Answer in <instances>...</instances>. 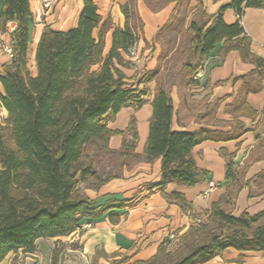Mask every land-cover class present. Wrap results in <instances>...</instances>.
<instances>
[{
	"label": "trees",
	"instance_id": "obj_1",
	"mask_svg": "<svg viewBox=\"0 0 264 264\" xmlns=\"http://www.w3.org/2000/svg\"><path fill=\"white\" fill-rule=\"evenodd\" d=\"M176 1L173 17L156 33L161 45L157 65L145 73L143 81L158 72L159 60L167 53L165 43L172 37L161 40L163 31L171 26L177 31L186 17L181 5L189 0ZM263 5L264 0H231L220 6L216 14L200 11L194 15L185 30L182 61L169 88L157 87L151 98L148 132L142 152L138 153L134 113L124 129H111L103 123L105 115H115L132 102L137 103L135 110L139 108L145 94L137 86L140 82L135 87L127 84V76L120 68L127 63L124 54L139 39L141 23L133 0H127L122 7L124 25L113 27L112 32L108 31L109 18L100 24L94 0H82L75 26L64 30L46 27L41 31L33 52L34 73L27 64L34 19L29 0H2L0 27L3 29L9 21L16 25L10 60L0 67V106L6 112L4 123L0 124V262L9 252L20 248L34 252L39 238L69 235L83 219L102 212L92 199L77 190L78 183L98 178L94 157L88 156L91 149L96 155L116 160L119 171L112 177H120L124 167L140 158H160L158 185H194L204 180L206 171L197 166L192 149L205 140L238 137L242 123L237 121L239 128L227 133L207 127L191 132L173 130L170 87L177 84L178 76L186 83L192 82L191 75L200 67L203 56L222 41L221 54L236 49L243 60L255 64L258 77L249 89L258 90L264 77V60L250 52V38L239 22L225 23L222 12L233 7L241 16L244 7ZM96 27L99 29L95 37ZM107 31L104 52L109 50L103 54ZM253 73L240 76L244 88L252 82ZM113 134L121 136L117 149L109 146ZM232 164L230 160L226 162V177L232 176ZM262 173L263 170L259 172ZM170 196L178 197L183 204L182 195ZM228 197L229 193L212 203L207 222L190 225L173 252L166 251L161 243L152 257L133 264H202L229 247L264 252V225L259 223L264 209L255 214L242 211L235 215L222 205ZM121 261L114 259L108 264Z\"/></svg>",
	"mask_w": 264,
	"mask_h": 264
},
{
	"label": "crops",
	"instance_id": "obj_2",
	"mask_svg": "<svg viewBox=\"0 0 264 264\" xmlns=\"http://www.w3.org/2000/svg\"><path fill=\"white\" fill-rule=\"evenodd\" d=\"M230 1L189 0L185 6L181 5L186 12V24L189 25L196 13L204 11L208 15L216 14L220 6ZM31 2L29 0V6ZM126 2L94 0L101 17L100 24L104 19L110 20L111 28L108 31L124 25L122 7ZM176 5V0H133L141 23L137 42H141L139 47L142 54L149 47L153 62L151 70L156 67L161 50L156 33L173 17ZM1 8L2 0L0 11ZM70 8L77 11L69 26L73 27L81 11L82 0H76L74 5L70 4ZM30 10L34 16L31 6ZM222 19L227 24L238 21L250 38V52L264 60V5L244 7L241 16L233 7H227L222 12ZM98 29L93 30L95 37ZM108 31L104 36L103 54L109 50L104 52ZM40 33L34 36L33 50ZM221 45L222 41L217 42L203 56L195 72L198 75L192 76L193 82L186 83L188 94L179 93L177 84L170 87L173 103L170 126L173 130L188 132L207 127L227 133L232 128H239L236 124L239 121L242 123V133L228 140H205L192 149L197 166L206 171L204 180L194 185L169 182L162 187L158 185L161 178L160 158L152 161L140 158L129 167H124L120 177L110 179L98 189L88 190L87 196L102 212L90 219L92 225L78 237V253L87 264L90 261L92 264L94 259H102L104 264L114 259H123L119 264H133L136 260L152 257L161 243L167 250L169 247L175 248L179 237L188 227L198 223L199 215L206 213L207 217L212 203L220 201L228 193L231 195L236 181L239 185L233 198L236 205V213L233 214L242 211L256 213L264 209V194L248 195L249 179L264 169V77L260 79L258 90L249 89L258 77L255 64L243 60L236 49L221 54ZM251 71H254L250 77L252 82H247L244 88L240 76ZM153 94L152 91L147 101L142 102L136 110V102L123 107L113 115L114 127L108 126L111 129H124L134 113L137 119L138 153L142 152L147 136ZM242 100L244 103L241 105ZM120 142L121 136L113 134L109 146L117 149ZM228 160L233 162L231 177H226ZM245 163L244 169H241ZM210 182L214 185H210ZM171 193L182 195L183 204L178 197L170 196ZM202 264H264V252L240 251L229 247Z\"/></svg>",
	"mask_w": 264,
	"mask_h": 264
},
{
	"label": "rangeland",
	"instance_id": "obj_3",
	"mask_svg": "<svg viewBox=\"0 0 264 264\" xmlns=\"http://www.w3.org/2000/svg\"><path fill=\"white\" fill-rule=\"evenodd\" d=\"M75 3L76 0H53L51 9L49 11L46 12L44 10L43 12L38 13L37 7L39 6V0H32L30 6L34 12V19L32 24L31 42L27 55V64L31 72H35V65L33 60V45L35 42L34 36L40 33L41 29H45L46 27H69L77 15V11H71L70 8V4L74 5ZM175 20L176 18L174 19V21ZM187 27L188 25L186 24L185 19H183L182 23L179 24L177 31L174 30L172 26L163 31L162 35L160 36L161 40L164 41L166 40V38H172L171 40H169L168 44L165 43L167 53L159 60L160 67L158 72L148 81L143 80L146 79V77L144 76L145 73L151 70L153 66V62L151 61L152 55L149 53V47H147L146 51H144L142 54L139 47L141 45V42L139 41L130 48V51L127 54H124L127 63L124 66H120V68L126 74L127 84L129 86L135 87L137 83L140 82L137 85L138 88H143L145 90V94L141 97V102L147 101V99L151 96L152 91L155 92L157 87H161L163 89L169 88L170 82L173 79V75L175 71L178 70L179 65L182 61L183 55L180 52H182L183 50V43L186 38L185 30L187 29ZM12 32L13 31L10 29V27H7V23L3 29L0 27V67L2 63H6L10 60L11 55L6 51L5 47L11 46ZM175 48H177V50H175ZM197 73H193L191 75V78L192 76H197ZM175 81L177 83L176 88L179 93H189V90L187 89L188 85L186 84V79L178 76ZM5 117L6 112L0 106V124L4 123ZM112 122V114H108L103 117V123H105L107 126L114 127ZM90 155L94 157V168L97 171L98 178L95 179L94 177H90L86 182L78 183V192L86 196L89 192L88 190L98 189V187L103 183L108 182L112 178H115L112 176L114 175V173H117L119 171L118 166L116 165V160L110 161V158L105 155H96L94 149L88 151V156ZM245 165L246 163L243 164V167L241 169H244ZM258 174L249 179L248 194L250 196L264 194V169L261 175ZM107 177H109L107 181L102 180ZM99 179L102 181H100ZM233 185L235 189L231 191L230 197H228L225 202H222V205L227 211L236 213V205L233 198L236 194L235 191L237 190L239 185L238 181H236V184L233 183ZM205 214L206 213L199 215V221H197L198 223L207 222V217L205 216ZM259 223L264 225V217L260 219ZM91 225L92 221L85 218L80 223V226L69 235L39 238L36 240V249L34 252H25L21 248L16 251H11L6 255V257L0 264H87L85 261L81 260V257L78 253L80 251V241L78 240V237L82 235L84 230L86 228H89ZM179 245L180 239L178 240V245L175 248L169 247V249H166V251L173 252L176 248L179 247ZM89 263L91 264V261ZM92 263L104 264V261L100 259L97 261L95 260V262L93 261Z\"/></svg>",
	"mask_w": 264,
	"mask_h": 264
},
{
	"label": "built area",
	"instance_id": "obj_4",
	"mask_svg": "<svg viewBox=\"0 0 264 264\" xmlns=\"http://www.w3.org/2000/svg\"><path fill=\"white\" fill-rule=\"evenodd\" d=\"M53 0H39V6L37 7V12H43L44 10L47 12L51 9ZM15 22L9 21L7 22V27H10V29L13 31L15 28ZM6 51L11 55V46L5 47ZM210 185H214L213 182H210Z\"/></svg>",
	"mask_w": 264,
	"mask_h": 264
}]
</instances>
